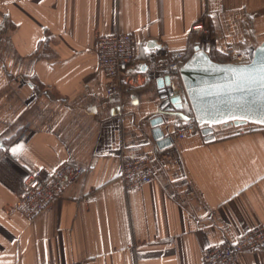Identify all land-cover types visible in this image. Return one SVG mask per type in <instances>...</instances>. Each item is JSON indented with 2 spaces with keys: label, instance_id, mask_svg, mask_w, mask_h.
I'll return each instance as SVG.
<instances>
[{
  "label": "crops",
  "instance_id": "0c3cea01",
  "mask_svg": "<svg viewBox=\"0 0 264 264\" xmlns=\"http://www.w3.org/2000/svg\"><path fill=\"white\" fill-rule=\"evenodd\" d=\"M116 33L135 62L107 97L95 48ZM199 40L217 61L253 51L264 0H0V264H201L207 247L264 225V128L166 149L153 138L150 120L168 137L184 112L160 111L157 63ZM128 155L148 158L153 181L126 192ZM64 163L85 172L35 218L18 212L28 174ZM236 264H264V246Z\"/></svg>",
  "mask_w": 264,
  "mask_h": 264
},
{
  "label": "built area",
  "instance_id": "2783aa9c",
  "mask_svg": "<svg viewBox=\"0 0 264 264\" xmlns=\"http://www.w3.org/2000/svg\"><path fill=\"white\" fill-rule=\"evenodd\" d=\"M191 31L200 37L206 35L202 23L191 28ZM194 47L202 48L201 40L194 43ZM97 67L105 77V94L107 97L116 96L121 92L123 84L135 62L133 39L129 34L116 33L102 36L97 40L96 48ZM229 63L246 64L251 54L248 49L227 52ZM186 62L182 52H174L168 58L160 60L157 67L162 69L163 75H170L179 80V88L185 105H189L184 87L180 81V70ZM252 125L236 128L238 135L249 132ZM201 129L193 115L185 116L175 124L170 140H183ZM84 168L64 163L53 172L36 169L28 174L25 180V190L15 209L26 218L33 219L47 206L59 199L65 188L74 183L84 174ZM120 180L126 192L135 188L149 185L153 181V171L148 158L143 156H124L121 159ZM264 246V225L250 229L234 243L223 241L217 245L207 247L202 256L201 264H236L238 257L253 253Z\"/></svg>",
  "mask_w": 264,
  "mask_h": 264
},
{
  "label": "water",
  "instance_id": "95a60500",
  "mask_svg": "<svg viewBox=\"0 0 264 264\" xmlns=\"http://www.w3.org/2000/svg\"><path fill=\"white\" fill-rule=\"evenodd\" d=\"M148 49H160L156 42H149ZM264 54V42L259 44L247 64L217 63L211 60L209 48H195L194 54L180 70V81L188 98L189 107L195 122L201 129V136L207 143L214 142L215 128L234 126L235 128L253 125L264 128V89L260 84L251 83L243 89L233 83V68L247 67L252 61H259ZM160 111L178 113L183 110L184 101L179 85L170 75L157 80ZM180 118L184 114L178 113ZM164 118L158 116L150 120L149 126L159 149L170 147L171 140L162 134Z\"/></svg>",
  "mask_w": 264,
  "mask_h": 264
},
{
  "label": "snow or ice",
  "instance_id": "6c2138e0",
  "mask_svg": "<svg viewBox=\"0 0 264 264\" xmlns=\"http://www.w3.org/2000/svg\"><path fill=\"white\" fill-rule=\"evenodd\" d=\"M234 74L233 83L239 85L241 89L251 83H259L261 89H264V54L260 56L259 61H252L247 67L229 69ZM264 97V93H262ZM264 122V121H262ZM15 152V149H12Z\"/></svg>",
  "mask_w": 264,
  "mask_h": 264
},
{
  "label": "trees",
  "instance_id": "16d2710c",
  "mask_svg": "<svg viewBox=\"0 0 264 264\" xmlns=\"http://www.w3.org/2000/svg\"><path fill=\"white\" fill-rule=\"evenodd\" d=\"M194 49H195V47L194 46H192V48L190 49V51H189V54H188V56H186V61L194 54ZM252 53H253V51H251L250 52V54H251V56H252ZM211 58V57H210ZM251 59V58H250ZM211 60L212 61H214V62H217V63H228L229 62V58H228V55H227V58L225 59V60H223V61H217V60H215V59H213V58H211ZM248 63V62H247ZM184 111V112H183ZM186 111V112H185ZM181 112H183V114L187 117V116H191V112H190V109H189V107L187 106V105H184V107H183V110L181 111Z\"/></svg>",
  "mask_w": 264,
  "mask_h": 264
}]
</instances>
